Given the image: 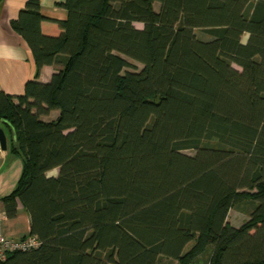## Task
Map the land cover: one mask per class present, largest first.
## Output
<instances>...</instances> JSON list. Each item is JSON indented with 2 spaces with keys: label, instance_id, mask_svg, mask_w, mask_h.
<instances>
[{
  "label": "trees",
  "instance_id": "16d2710c",
  "mask_svg": "<svg viewBox=\"0 0 264 264\" xmlns=\"http://www.w3.org/2000/svg\"><path fill=\"white\" fill-rule=\"evenodd\" d=\"M57 5L56 36L39 0L10 21L35 78L0 90L21 162L1 201L8 218L22 204L40 244L0 264H264V0ZM128 59L142 68L123 72ZM45 65L59 69L42 83Z\"/></svg>",
  "mask_w": 264,
  "mask_h": 264
},
{
  "label": "crops",
  "instance_id": "0c3cea01",
  "mask_svg": "<svg viewBox=\"0 0 264 264\" xmlns=\"http://www.w3.org/2000/svg\"><path fill=\"white\" fill-rule=\"evenodd\" d=\"M63 0H39L41 13L45 19L41 22V31L56 36L61 32L58 24L66 18V11L57 5ZM26 0H0V90L9 95L23 93L24 84L35 78V64L30 49L24 39L10 27ZM57 65H45L40 69L36 80L46 83L59 68ZM52 118L57 111H52ZM43 119V118H42ZM21 170L20 160H9L6 151L0 148V210L1 199L15 187ZM2 231L9 237H20L29 233L30 218L20 202L13 218L7 216L2 221Z\"/></svg>",
  "mask_w": 264,
  "mask_h": 264
},
{
  "label": "rangeland",
  "instance_id": "374dc122",
  "mask_svg": "<svg viewBox=\"0 0 264 264\" xmlns=\"http://www.w3.org/2000/svg\"><path fill=\"white\" fill-rule=\"evenodd\" d=\"M158 6L157 4H155V9H157ZM135 26L137 27H141V24L140 23H135ZM196 36L199 38V39H203V40H207V39H210V36L202 31V30H199V29H195L194 30ZM247 34H243L242 38H241V41L244 43L247 39ZM128 61L130 62V66L129 67H126L124 71H139L141 68H142V65L139 63V62H136L132 59H128ZM235 68H238L237 66L234 65ZM53 116V113H50L48 116H41V118L45 119V120H50ZM2 126V123L0 122V127ZM6 151V154L8 156V159L9 160H19V157L17 155H13L10 153V150H9V143H8V139H7V148L4 150ZM184 153L186 154H189V155H193L194 152L192 150H184L183 151ZM57 174V169H52L50 170L47 175L48 176H53V175H56ZM248 219V215L245 211H239L237 210L236 208H231L228 212V215H227V222L234 226V227H239L240 225H242L246 220ZM172 264H176V262H173Z\"/></svg>",
  "mask_w": 264,
  "mask_h": 264
},
{
  "label": "built area",
  "instance_id": "2783aa9c",
  "mask_svg": "<svg viewBox=\"0 0 264 264\" xmlns=\"http://www.w3.org/2000/svg\"><path fill=\"white\" fill-rule=\"evenodd\" d=\"M5 217L4 210H0V261L5 260L11 252L27 251L39 246V238L34 234L28 233L17 238L5 235L2 231V221Z\"/></svg>",
  "mask_w": 264,
  "mask_h": 264
},
{
  "label": "water",
  "instance_id": "95a60500",
  "mask_svg": "<svg viewBox=\"0 0 264 264\" xmlns=\"http://www.w3.org/2000/svg\"><path fill=\"white\" fill-rule=\"evenodd\" d=\"M0 148L2 150L7 148V137L2 127H0Z\"/></svg>",
  "mask_w": 264,
  "mask_h": 264
}]
</instances>
